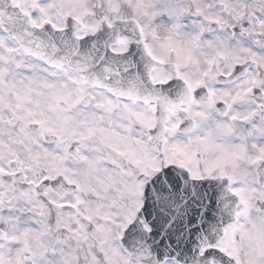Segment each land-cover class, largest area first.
Here are the masks:
<instances>
[{
  "label": "snow or ice",
  "instance_id": "1",
  "mask_svg": "<svg viewBox=\"0 0 264 264\" xmlns=\"http://www.w3.org/2000/svg\"><path fill=\"white\" fill-rule=\"evenodd\" d=\"M0 264H264V0H0Z\"/></svg>",
  "mask_w": 264,
  "mask_h": 264
}]
</instances>
